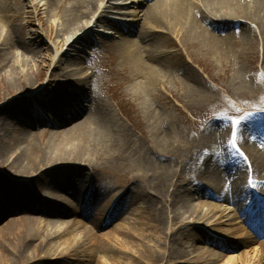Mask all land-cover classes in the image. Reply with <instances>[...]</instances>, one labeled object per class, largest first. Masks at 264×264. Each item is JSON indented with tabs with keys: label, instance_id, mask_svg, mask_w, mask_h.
Returning <instances> with one entry per match:
<instances>
[{
	"label": "bare ground",
	"instance_id": "6f19581e",
	"mask_svg": "<svg viewBox=\"0 0 264 264\" xmlns=\"http://www.w3.org/2000/svg\"><path fill=\"white\" fill-rule=\"evenodd\" d=\"M121 1L126 0H46L43 6L33 2L43 28L48 25L46 17L56 16L55 38L84 32L54 65L48 83L53 89L35 88L30 78L31 64L25 56L12 54L11 59L4 58L0 63V69L6 71L0 80V264H264V144H245L239 151L230 147L231 154L239 158L229 165L230 172L225 169L228 175L222 171L231 186L221 193H216L215 185L194 186L181 181L171 163L140 167L131 176L123 174V183L117 185L122 195L109 197L91 190L99 173L94 157H101L102 145L117 136L119 129L110 113L98 109L100 112L93 114L90 89L65 95L70 88L68 82H56L55 78L66 70L64 76L76 79L72 82L84 83L86 76L79 78L77 70L69 69L76 61L70 53L88 45L95 28L104 22L116 30L123 29L110 15L139 18L125 10L132 4L140 8L147 0H133L132 4ZM15 6L19 22L26 7L19 2ZM10 11L7 0H0V50L8 46L38 57L42 53L39 31L31 30L29 39L17 38L21 30L3 33L1 24L6 27L10 23ZM26 14L34 16L32 12ZM143 18L137 48L132 51L123 47L121 54L127 65L139 69V76L147 83L162 82V71L154 65L165 58L159 53L160 39L178 48L176 55L194 64L199 62L192 48L221 59L228 57L232 36L246 37L254 30L246 25L252 19L264 42V0H157ZM178 40H183L184 48ZM196 90L186 92L191 102L204 93ZM73 98L82 103L74 113L70 106ZM59 107L74 115L72 124L64 120L70 119L69 111L68 115L59 114ZM87 111L91 114L83 118ZM46 112L51 121L63 122L61 131L53 130L49 142L42 144L45 129L52 127L43 117ZM93 118L97 128L93 127ZM262 118L264 112L260 113ZM217 131L212 127L204 138L225 137ZM154 134L166 154L179 151L183 145L170 128L158 127ZM222 158L210 154L204 161L213 170H209L212 180ZM185 164H191V159L181 166ZM236 169L240 176L233 177ZM103 174L114 179L113 172ZM46 176L42 184L40 179ZM92 179L94 182L88 184ZM247 182L252 188L246 187ZM35 189L43 191L44 196L38 198ZM193 192L199 199L211 201L207 215L203 203L190 204ZM129 205L137 206L134 212ZM89 215L92 219H87ZM186 216L192 221L186 222ZM118 221L109 232L101 233ZM203 223L205 227L200 225ZM213 247L227 255L211 250Z\"/></svg>",
	"mask_w": 264,
	"mask_h": 264
},
{
	"label": "rangeland",
	"instance_id": "374dc122",
	"mask_svg": "<svg viewBox=\"0 0 264 264\" xmlns=\"http://www.w3.org/2000/svg\"><path fill=\"white\" fill-rule=\"evenodd\" d=\"M22 1L7 0L11 8L10 23L5 22L6 27L3 23L1 24L3 33L12 31V29L21 30L17 38L29 39L31 30L39 31L41 35L37 38H39L42 53L38 57H31L12 47H2L0 63L4 58L11 59L12 54L19 58L25 56L31 64L30 78L35 83V88L38 90L53 89V86L48 83L54 65L68 51L69 45L84 32L76 36L67 33L60 38H55L58 25L56 16L46 17L48 25L43 28L37 18L36 10L32 7L34 1L43 6L46 0ZM147 1L150 2L147 3ZM147 1L140 8L131 3L133 0L121 1L124 4H132L125 10L129 16L137 15L139 18L131 20L127 17L118 18L110 15V19L115 18L113 23L119 22L123 29L116 30L111 23L104 22L95 28L94 36L89 39L88 45L78 46L79 48L75 49L77 53H70L71 56H75L76 61L70 65L69 69L77 70L79 78L86 76L84 83L81 82L78 85L72 82L76 79L64 76L66 70L64 72L61 70L55 78L56 82L65 80L68 82L66 86L70 88L69 90L67 88L65 95L77 90L90 89L92 102L89 107L91 105L93 108V114L99 113L98 109L110 113V117L119 129L117 136L102 145L101 157L97 158L98 155L94 157L99 166V173L95 177L96 187L93 190L99 194H107L109 197L112 194L122 195V190L117 185L120 182L123 183L124 180L121 177L123 174L127 173L131 176L133 171L139 170L140 167L154 168L161 163H171L181 181L192 183L194 186L202 184L204 186L205 183L215 185L216 189L218 188L216 193H221L222 190L229 189L231 186L228 177H224L222 171L228 175L225 169L230 172L229 165L239 158L238 154H231L230 147L234 146L239 151V148L245 144H264V118L260 119V113L264 112L263 39L252 22L253 19L249 20L246 25L254 30L248 32L246 37L232 36L231 52L228 57L221 59L203 53L198 48L190 49L198 60V64L191 63L187 57L182 58L176 55L178 48L168 45L165 39H160L162 47L159 53L165 55V58L163 62L154 65L162 71V82L147 83L143 76H139L141 74L139 69L127 65L121 54L123 47L132 51L137 48L136 45L140 40L138 35L143 32V14L157 0ZM18 2L26 7V11L21 12L22 20L19 22L15 10ZM26 12H32L34 16L27 15ZM44 12L45 10L42 12L43 15ZM29 17H32V20ZM51 27H54V32L50 30ZM159 31L164 32L161 29ZM104 33L107 35L104 36ZM67 39L69 42L64 46L63 42ZM174 40L177 39L174 38ZM179 42L184 48L183 40ZM73 50L69 49V52ZM5 72L0 69V80ZM3 80L5 81V78ZM190 88L195 91L196 89L204 91L198 101L191 102L187 98L186 92ZM70 104L78 108L82 103L78 98H73ZM90 114L91 112L87 111L83 118ZM96 123L97 121L93 118L94 128H97ZM158 127L160 129L170 128L177 133L176 141H182L183 144L179 151L171 154L161 152L154 134ZM212 127L219 130L217 132L224 133L225 137L219 135L214 139H205L204 134ZM53 130L61 131V129L46 128L44 137H41L42 144L49 142ZM185 144L188 146L185 147ZM210 154L223 156L222 162L215 171V180H212V176L210 178V168L204 165L205 159ZM190 159L191 164L181 166L183 162H188ZM104 171L113 172L114 179L103 174ZM234 173L233 177L240 176L237 169ZM47 178L48 176L41 178L40 182L43 184ZM92 182L94 179L88 181V183ZM246 187L252 188L251 183H246ZM190 188L192 190V187ZM35 193L38 198L44 196L43 191L35 189ZM190 195V204L203 203L204 213L207 215L206 213L209 212L207 204L211 201L199 199L194 192ZM129 206L131 212L137 208L135 205ZM91 217L89 215L87 219ZM185 218H187L186 222L192 221V218L187 216ZM118 223L120 221L103 228L101 233L109 232ZM200 225L206 226L204 223ZM199 228L202 230V227L199 226ZM203 247L202 245L197 246V248ZM252 247L254 246L250 248ZM211 250L227 255L226 251L218 248L213 247ZM245 250L247 249H241L240 252Z\"/></svg>",
	"mask_w": 264,
	"mask_h": 264
}]
</instances>
